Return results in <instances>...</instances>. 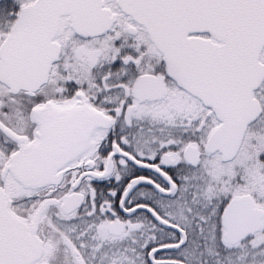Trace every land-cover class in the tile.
Segmentation results:
<instances>
[{
  "label": "snow or ice",
  "instance_id": "6c2138e0",
  "mask_svg": "<svg viewBox=\"0 0 264 264\" xmlns=\"http://www.w3.org/2000/svg\"><path fill=\"white\" fill-rule=\"evenodd\" d=\"M0 264H264V0H0Z\"/></svg>",
  "mask_w": 264,
  "mask_h": 264
}]
</instances>
